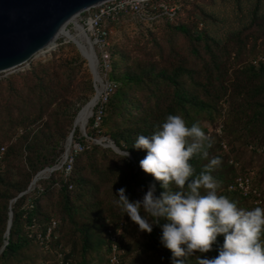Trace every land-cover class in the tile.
Here are the masks:
<instances>
[{"label":"trees","instance_id":"1","mask_svg":"<svg viewBox=\"0 0 264 264\" xmlns=\"http://www.w3.org/2000/svg\"><path fill=\"white\" fill-rule=\"evenodd\" d=\"M200 1L202 5L194 2L188 9V1L170 0L181 5L176 20L163 18L160 25L153 27H160L158 33L147 28L146 41L136 42L132 49L119 45L111 48L108 77L117 88L105 104L101 127L94 128V116L86 136L78 127L75 129L74 144H83L85 150L76 156L68 178L63 170L55 171L20 198L40 172L60 163L75 119L95 89L85 62L65 53L64 45L50 60L0 80V148H6L0 173V264H19L21 260L33 263L23 257L24 252L34 246L41 250L42 247L30 237L31 228L37 226L45 234L52 220L58 223V239L53 238L50 247L53 251L62 249L64 264H93L89 256L103 255L104 251L106 258L101 261L105 263L98 264H109L110 243L106 234L109 229L118 230L124 218H129L115 203L117 190L125 188L130 202L142 199L152 184L157 196L164 191L154 177L140 168L146 150L133 145L138 136H151L157 131L167 115L182 116L188 126L199 123L212 141L207 159L198 155L190 161L195 170L192 178L218 156L222 163L211 172L219 182L218 194L228 197L239 208L257 207L256 197H243L229 190L237 177L246 174L237 173L234 164H229L230 153L223 150V142L228 137L233 143L251 146L255 154L264 151L262 0L257 1L249 23L224 39L199 29L201 22L213 19L205 5L215 0ZM128 18L131 16L122 18L119 24ZM250 58L258 64H244ZM221 119L223 136L219 137L205 123L213 125ZM20 130L22 134L12 143ZM99 133L131 157L122 159L113 149L95 144ZM252 184L264 195L257 174ZM10 208L12 226L6 236ZM166 222L161 219L160 225ZM126 231L124 223L121 251ZM161 236L162 228L154 225L145 247L162 253L172 264V253L161 244ZM223 240L222 235L218 236L211 252L195 253L183 264H196L197 255H218ZM45 255L55 258L53 254ZM47 256L42 260H48Z\"/></svg>","mask_w":264,"mask_h":264},{"label":"clouds","instance_id":"2","mask_svg":"<svg viewBox=\"0 0 264 264\" xmlns=\"http://www.w3.org/2000/svg\"><path fill=\"white\" fill-rule=\"evenodd\" d=\"M211 146L199 123L188 126L182 116L167 115L157 131L138 136L133 145L146 150L140 168L164 191L157 196L152 184L142 199L130 202L126 189L120 188L115 203L141 232L151 234L154 225L162 228L161 244L172 253V264L211 252L221 235L218 255H197L196 264H264V207L246 210L218 194L219 182L211 175L222 163L218 156L192 178L195 170L190 161L198 155L207 159ZM120 155L130 156L127 151ZM161 219L167 222L160 225Z\"/></svg>","mask_w":264,"mask_h":264},{"label":"rangeland","instance_id":"3","mask_svg":"<svg viewBox=\"0 0 264 264\" xmlns=\"http://www.w3.org/2000/svg\"><path fill=\"white\" fill-rule=\"evenodd\" d=\"M185 1H188L187 3L188 9L192 7L191 3H194V2H196L199 5L200 4L202 5L200 0H185ZM257 1L258 0H215L213 4L205 5L206 12L209 15H211L213 19L208 20L206 23L201 22V24L199 25V29L200 30L207 29L212 36L216 38L224 39L229 34H232V33L237 32L238 30H241L246 24L249 23L250 18H251V12L255 8ZM260 9H261V13H264V0L260 2ZM184 15H185L184 11L182 13V10H181L180 16L183 17ZM86 16L87 14H83L81 17L77 18L79 25L83 24L84 18ZM158 25H160V23ZM156 26H145L144 27V25H141L133 17L125 19L121 24L115 26L113 29V33L111 35L112 48L114 46L119 45V46L132 49L136 42L142 43L146 41V38H147L146 29L147 28H153ZM159 28L160 27L153 28L150 31H152L153 33H158ZM68 29L73 35H76L78 33L75 22L69 24ZM142 36L144 38H142ZM61 45L66 46L65 53L69 54L70 56L81 57V59L85 62V67L89 69L88 61L81 55L77 46L72 41H69L68 39H65V37L60 36L58 40L56 41V45L54 46V49L52 51L47 53L45 56H35L32 62L30 63L29 67L27 65H24V66H20L16 68L15 70L11 72L1 74L0 80H2L3 78L9 77L10 75L22 73L30 69L32 65H35L38 62H46L50 60L53 53L57 51ZM260 58H262V61L264 62V54H261ZM253 61L254 59L250 58V59H247L244 62V64H247L250 62H252L255 65L258 64L257 61L256 62L255 61L253 62ZM100 75L101 77H104L103 74H100ZM91 78L93 82L92 75H91ZM93 86H94V82H93ZM94 98H95V90H94V94L89 95L88 103L92 101ZM224 107H225L224 114L226 117L228 105ZM95 108L96 107L93 108L92 115L86 124L85 131H81L80 130L81 124H77L80 132L84 136L87 135V127H88L90 120L92 119V117L95 116V113H96ZM222 121L223 119L219 120L213 125H210L209 123H205V126L212 131L214 130V133L219 135V137H222L223 136ZM21 134H22V131L20 130L18 134H16L12 138L11 142L15 143L18 139V136ZM226 140L228 142L227 141L223 142V144H225L223 145V150L225 152L230 153L229 164L231 165L234 164V167H235L234 169H236L237 173L239 174L245 173V174H251V176H254L255 174H257V181L259 183V186H261V188L264 190V151H261L259 154H255L251 149L252 147L246 146L244 142L233 143L232 139L228 137ZM100 141L102 144H100ZM108 141L109 140L106 137H104L101 133H99V137L94 141V143L105 146V144H107ZM72 145H74V140L72 142ZM67 147H68V142L65 145V151ZM61 161H63V158ZM247 204L250 205L249 202ZM249 207L250 209H252L251 205ZM261 207H264V204ZM122 222H124L127 225V231L124 234L123 241H122V247H123V250H122V256H123L122 261L123 262L122 263L123 264H169L168 261L163 257L162 253L157 252V251L147 250L145 246L147 244L148 233L141 232L139 230L138 225L133 223L130 220V218H124V221ZM104 252H103V255L102 253H95V254L93 253L89 256V259L93 260L92 261L93 264H98L99 261L104 262L103 260L101 261V258H104V259L106 258ZM45 256L47 255H45V253L42 252L40 247L34 246L29 252L25 251L23 255V257L27 259L29 258L32 259L33 263L27 260H21L19 264H39ZM47 257H48V260L54 261L53 260L54 257H52L51 255ZM79 259L80 258H78L77 260L79 261Z\"/></svg>","mask_w":264,"mask_h":264},{"label":"built area","instance_id":"4","mask_svg":"<svg viewBox=\"0 0 264 264\" xmlns=\"http://www.w3.org/2000/svg\"><path fill=\"white\" fill-rule=\"evenodd\" d=\"M180 9L181 7L179 3L170 2V0H110L82 13L79 16L81 17L83 14H87L84 18L83 24L80 25L84 32V42H88L89 46L93 48L98 60L99 75H104V77H101L100 75V81L98 83L99 89H101V95L95 106L97 107V110L95 113L94 128L99 129L101 127L105 104L117 88V84L110 81L108 77V74L111 71V35L114 27L121 22L122 18L129 16L135 18L144 26L158 25L162 22L163 18H168L170 21H174L177 19ZM55 45L56 42L52 48H46L35 56H45L54 49ZM33 58L24 65L29 67ZM84 150L85 146L81 143L69 146L67 156L63 157V161H60V163L56 165L58 170L64 171V176L66 178H68L73 172L76 156ZM5 154L6 148L1 147L0 173L4 169ZM52 173L47 172L43 174L39 180L48 178ZM253 177L254 176H251V174L237 177L234 182L229 185V190L231 192L239 193L244 197H256L255 205L260 207L263 204L262 201L264 200V195L253 186ZM35 185L29 192L34 190ZM123 226L124 222H121L118 230L115 231L109 229L106 234L110 243V253L108 257L109 264L121 263L122 251L120 247V233ZM57 227L58 223L55 220H52L47 227L45 234L44 232L39 231L37 226L31 228L30 237L35 238L36 241L40 243L43 253L53 254L55 256L54 261L42 260L39 264H64V254L62 249L53 251L50 247L52 239H58V236L55 234Z\"/></svg>","mask_w":264,"mask_h":264},{"label":"water","instance_id":"5","mask_svg":"<svg viewBox=\"0 0 264 264\" xmlns=\"http://www.w3.org/2000/svg\"><path fill=\"white\" fill-rule=\"evenodd\" d=\"M107 1L110 0H0V75L15 70L39 52L54 45L62 33L70 34L69 24L74 23V20L82 13ZM69 41H72L77 46L84 58L85 56L79 45L89 55V58L85 59L88 61L89 71L93 77L95 96H97L100 75L98 72V60L93 48L89 46L88 42ZM97 98L99 100L100 97ZM77 118L74 123V129L68 139V147L64 157L67 156L69 146L73 142L75 129L78 127ZM85 129V125L80 126L81 131H85ZM100 144H102L101 141ZM105 147L113 149L118 154L123 152L112 141L105 144ZM56 170H58L57 166L40 172L34 178L28 191L20 194L18 198L28 193L43 174L52 173ZM18 198L13 200L12 203ZM9 217L6 236H9L12 226V208H10ZM7 244L8 241H6L5 245Z\"/></svg>","mask_w":264,"mask_h":264},{"label":"bare ground","instance_id":"6","mask_svg":"<svg viewBox=\"0 0 264 264\" xmlns=\"http://www.w3.org/2000/svg\"><path fill=\"white\" fill-rule=\"evenodd\" d=\"M75 24H76V27H77V30H78V34L77 35H73V34H68V33H62L60 36L61 37H65V39H68V40H73L75 42H81V41H84V32H83V29L81 28V26L79 25L77 19L74 20ZM80 46V49L81 51L83 52L85 58H89V55L87 54V52H85V49H83ZM52 47V45L50 46V48ZM101 95V89L98 90V93H97V96H95V98L90 101V103L88 104V106H86L82 112L79 114L78 118H77V124H81V126H86L87 122L89 121V118L91 117L92 115V111H93V108L96 106L97 104V101H98V98L97 97H100Z\"/></svg>","mask_w":264,"mask_h":264}]
</instances>
